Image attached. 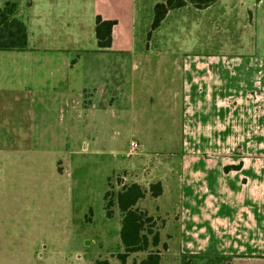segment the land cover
<instances>
[{"label": "crops", "instance_id": "crops-1", "mask_svg": "<svg viewBox=\"0 0 264 264\" xmlns=\"http://www.w3.org/2000/svg\"><path fill=\"white\" fill-rule=\"evenodd\" d=\"M7 1L17 4L15 17L27 31L26 50L0 51V119H19V152L32 150L35 119L121 126L145 119L148 106H166L164 119H181L182 140L175 170L171 151L157 164L162 193L150 200L153 216L165 219L160 242L167 237L170 250L174 236L183 254L264 264V56L224 53L219 39L225 11L247 15L264 0H217L203 8L202 35L206 42L219 39L220 50L205 55L138 50L139 0H0V9ZM97 16L116 21L105 52L97 49ZM150 70L156 74L148 86ZM143 156L134 162L137 176ZM175 176L179 195L171 223L167 213L160 216L157 200L171 195Z\"/></svg>", "mask_w": 264, "mask_h": 264}, {"label": "rangeland", "instance_id": "rangeland-1", "mask_svg": "<svg viewBox=\"0 0 264 264\" xmlns=\"http://www.w3.org/2000/svg\"><path fill=\"white\" fill-rule=\"evenodd\" d=\"M163 1L139 0L134 32L141 52L214 54L220 51V39L224 53L264 56V3L247 15L225 11L219 28L222 36L206 42L208 38L202 35L206 15L188 2L169 10L160 25L152 28L153 7ZM175 62L179 63L171 59V65ZM167 71L166 67L162 76L167 78ZM155 74V70L145 72L148 86L153 85ZM168 112L166 106H148L145 119H126L127 124L107 127L102 119H35L30 153L17 149L24 145L14 134L23 131L19 119H0V264H94L96 260L121 264V216L113 204L107 218L105 205L115 203L116 194L126 185L136 183L147 190L156 183L158 161L169 151L171 171L176 169L181 119H164ZM158 115L159 119H146ZM95 121L100 123L92 128ZM130 140L138 145L133 154L128 151ZM140 155H144L142 176H137L134 162ZM176 178L171 177V195L157 200L163 206L160 216L168 218L163 215L167 213L171 223L179 195ZM144 199L137 208L153 218L152 230L159 232L165 219L153 216L149 193ZM172 230L171 225V234ZM176 239L171 236L170 250L165 236L152 248L159 251L161 264H181L183 253ZM146 253L129 254L125 264H139Z\"/></svg>", "mask_w": 264, "mask_h": 264}, {"label": "trees", "instance_id": "trees-1", "mask_svg": "<svg viewBox=\"0 0 264 264\" xmlns=\"http://www.w3.org/2000/svg\"><path fill=\"white\" fill-rule=\"evenodd\" d=\"M216 1L164 0L156 3L153 7L152 28H157L160 25L169 10L181 8L187 2L196 9H203ZM16 11L17 4L13 1L5 2L0 9V51H24L27 48L26 27L15 17ZM115 24L116 21L102 20L101 17H96L95 38L98 51L105 52L110 49L111 32ZM147 193L152 198H157L162 193L161 184L159 182L150 184L147 190L136 183L126 185L116 194L115 203L108 201L105 205L107 218L111 217L110 208L113 204H116L121 216L119 240L123 253L118 254L121 264H125L129 254L136 252H147L139 264H161L159 251L153 250L158 247L160 242L158 231L152 230L153 218L136 207L137 202L143 199ZM192 259L205 260V264H230L231 257L211 254H183L181 264H191ZM94 264H109V262L96 260Z\"/></svg>", "mask_w": 264, "mask_h": 264}, {"label": "built area", "instance_id": "built-area-1", "mask_svg": "<svg viewBox=\"0 0 264 264\" xmlns=\"http://www.w3.org/2000/svg\"><path fill=\"white\" fill-rule=\"evenodd\" d=\"M137 149H138V145L134 141H131L129 143V149H128L129 153L133 154Z\"/></svg>", "mask_w": 264, "mask_h": 264}]
</instances>
